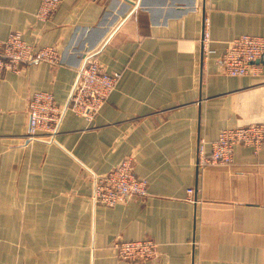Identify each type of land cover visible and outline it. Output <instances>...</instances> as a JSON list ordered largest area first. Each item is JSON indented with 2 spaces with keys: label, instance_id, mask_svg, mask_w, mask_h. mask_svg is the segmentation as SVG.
<instances>
[{
  "label": "crops",
  "instance_id": "1",
  "mask_svg": "<svg viewBox=\"0 0 264 264\" xmlns=\"http://www.w3.org/2000/svg\"><path fill=\"white\" fill-rule=\"evenodd\" d=\"M41 2L0 0V39L62 58L0 76V264H264V144L198 166L223 129L264 123V56L243 76L219 59L228 40L264 36V0H62L46 21ZM89 57L121 74L99 113L68 110L55 141L28 140L33 93L65 103ZM128 157L148 194L95 204L90 171ZM143 238L152 260L116 255L117 240Z\"/></svg>",
  "mask_w": 264,
  "mask_h": 264
},
{
  "label": "built area",
  "instance_id": "2",
  "mask_svg": "<svg viewBox=\"0 0 264 264\" xmlns=\"http://www.w3.org/2000/svg\"><path fill=\"white\" fill-rule=\"evenodd\" d=\"M62 0H42L37 11L39 19L52 18ZM206 55L215 50L210 48V35L203 36ZM264 56V36L240 34L225 44L219 54L223 71L231 76L256 74L258 61ZM44 61L52 65L61 63L62 58L54 46H38L20 36L0 39V76L7 71L22 72L30 63ZM121 74L110 72L96 58L89 57L79 68L74 84L65 103H60L52 91H36L28 104L29 124L26 138L55 141L60 125L68 110H72L92 120L101 110L115 89ZM264 144V123H252L223 129L212 142L210 152L201 150L198 166L232 165L237 145L254 148L256 152ZM92 200L95 204L114 206L125 202L131 196L145 197L148 181L139 177L134 169V160L125 158L115 168L105 174L90 171ZM192 189H189L191 192ZM116 255L128 261H149L157 255L158 244L151 238L117 240L114 244Z\"/></svg>",
  "mask_w": 264,
  "mask_h": 264
}]
</instances>
